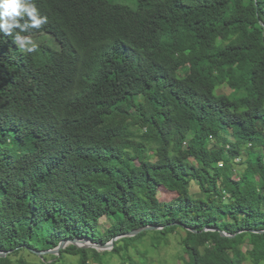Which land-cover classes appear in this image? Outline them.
Masks as SVG:
<instances>
[{"label": "trees", "instance_id": "trees-1", "mask_svg": "<svg viewBox=\"0 0 264 264\" xmlns=\"http://www.w3.org/2000/svg\"><path fill=\"white\" fill-rule=\"evenodd\" d=\"M33 2L23 35L60 49L0 34V264L148 226L41 264H148L178 231L184 264H264V0Z\"/></svg>", "mask_w": 264, "mask_h": 264}, {"label": "rangeland", "instance_id": "rangeland-1", "mask_svg": "<svg viewBox=\"0 0 264 264\" xmlns=\"http://www.w3.org/2000/svg\"><path fill=\"white\" fill-rule=\"evenodd\" d=\"M111 2H118L124 5H129L135 7V0H110ZM32 39L35 44L46 43L51 48L55 50L60 49L59 43L52 37V35L48 33H41L38 35L28 36ZM225 92L227 94H233L229 88L225 87L221 89V92ZM212 144L214 143V139H211ZM243 168V166L241 167ZM194 192L198 191V187L193 186ZM159 198L164 201H168L172 198V195L167 193L164 189H161L159 193ZM102 227L106 229L110 224V220L108 218H104L101 221ZM185 235L183 231H178L177 233L170 235L169 240L170 244L168 246H162L159 249H154L151 243V239L146 238L145 241L139 246V250L141 254H138L135 250H131L130 253L135 257L140 256L145 259L148 264H184V261L180 259V256L183 254V249L181 245L182 237ZM250 249L248 245L243 247L244 252H247ZM23 256L30 264H41L42 257L26 250L23 252ZM77 256L67 254L65 256V260L67 262L76 263ZM107 264H121L122 259L117 256L108 257ZM95 264V263H91ZM244 264H251L249 260L245 261Z\"/></svg>", "mask_w": 264, "mask_h": 264}, {"label": "clouds", "instance_id": "clouds-1", "mask_svg": "<svg viewBox=\"0 0 264 264\" xmlns=\"http://www.w3.org/2000/svg\"><path fill=\"white\" fill-rule=\"evenodd\" d=\"M47 17L40 12L33 0H0V34L10 36L24 53H33L37 45L24 33L40 29Z\"/></svg>", "mask_w": 264, "mask_h": 264}, {"label": "water", "instance_id": "water-1", "mask_svg": "<svg viewBox=\"0 0 264 264\" xmlns=\"http://www.w3.org/2000/svg\"><path fill=\"white\" fill-rule=\"evenodd\" d=\"M146 229L158 230L159 227L148 226V227H145L144 229L135 230V231H133V232H131L129 234L122 235L120 237L135 236V235L139 234L140 232H142L143 230H146ZM261 232H263V231H261ZM222 234L224 236H226L225 232H222ZM120 237L114 238L112 241H110L107 244L94 243L91 239H87V238H74V239L61 241L59 246L56 249H53V250L38 251V250L32 249V248H29V250H30V252H32V253H34V254L42 257V258L45 255H47V254L59 255L60 251L62 249H65L69 245H74V246L79 247V248H94V249H96L98 251H106V250H111L114 247V242ZM7 254H8L7 252L0 251V258L6 257Z\"/></svg>", "mask_w": 264, "mask_h": 264}]
</instances>
